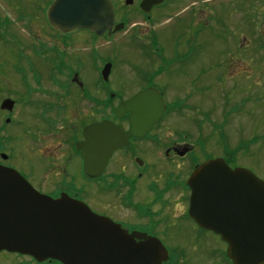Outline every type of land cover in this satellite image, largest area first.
Returning a JSON list of instances; mask_svg holds the SVG:
<instances>
[{
	"label": "flooded vegetation",
	"instance_id": "1",
	"mask_svg": "<svg viewBox=\"0 0 264 264\" xmlns=\"http://www.w3.org/2000/svg\"><path fill=\"white\" fill-rule=\"evenodd\" d=\"M53 1L42 0L41 13L15 15L0 0V169L52 199L83 203L137 241L158 240L167 252L163 264H225L221 237L188 215L186 184L202 163L225 162V136L215 125L220 142L177 132L189 126L196 133L210 122L212 111L198 98L214 88L213 62L201 51L213 28L201 22L187 33H158V9L173 0L147 9L143 0H110L113 23L102 35L59 31L47 22ZM207 1L189 0L190 11ZM6 39L13 47L7 52ZM144 92L159 101L118 115L121 102ZM102 123L125 133L134 127L139 136H129L104 165L99 155L89 175L78 147L86 129ZM96 137L101 141L100 129Z\"/></svg>",
	"mask_w": 264,
	"mask_h": 264
},
{
	"label": "water",
	"instance_id": "2",
	"mask_svg": "<svg viewBox=\"0 0 264 264\" xmlns=\"http://www.w3.org/2000/svg\"><path fill=\"white\" fill-rule=\"evenodd\" d=\"M163 1L143 0L141 7ZM112 11L109 0H55L47 18L59 31L87 30L102 35L112 26ZM108 70L107 65L102 72L105 80ZM150 101L159 98L155 93H141L121 103L118 115L134 104ZM99 129L101 141L96 137ZM130 135L139 133L134 127L124 133L110 123L88 127L85 142L78 147L85 172L93 175L98 156L104 165L113 150L127 144ZM186 184L192 191L188 215L197 225L220 235L227 245V259L232 264H264V182L248 170H230L223 161L212 160L192 172ZM136 237L82 203L65 196L56 200L45 197L14 171L0 169V252L30 257L37 263L163 264L167 260L159 241H136Z\"/></svg>",
	"mask_w": 264,
	"mask_h": 264
},
{
	"label": "rangeland",
	"instance_id": "3",
	"mask_svg": "<svg viewBox=\"0 0 264 264\" xmlns=\"http://www.w3.org/2000/svg\"><path fill=\"white\" fill-rule=\"evenodd\" d=\"M173 1L165 5L166 8L158 9L156 32L163 31L167 35L171 31L187 33L191 25L201 22H208L213 28L201 51L213 62L214 88L207 97L198 98L205 111H212L208 112L210 122H204L196 133L189 126L181 127L177 132L212 138L211 141L217 142L219 132L213 125L220 126L227 151H236L243 145L235 160H231L233 166L249 170L264 181V0H208L205 7L192 6L195 11H190L189 0ZM5 3L15 15L42 12V0H5ZM38 19L42 24L40 14ZM8 45L6 39L3 48L6 52L13 48ZM127 51L121 52L127 54ZM171 80L174 82V76ZM123 94L127 96V93ZM198 118L201 120L200 112ZM0 264L37 263L2 252Z\"/></svg>",
	"mask_w": 264,
	"mask_h": 264
},
{
	"label": "trees",
	"instance_id": "4",
	"mask_svg": "<svg viewBox=\"0 0 264 264\" xmlns=\"http://www.w3.org/2000/svg\"><path fill=\"white\" fill-rule=\"evenodd\" d=\"M227 149H225L224 151H225V156L227 155V151H226ZM236 152V151H235ZM235 154V153H234ZM234 154H232V155H234ZM231 157H226V162L228 163V164H230V163H232V161L231 160H233V158H231Z\"/></svg>",
	"mask_w": 264,
	"mask_h": 264
}]
</instances>
